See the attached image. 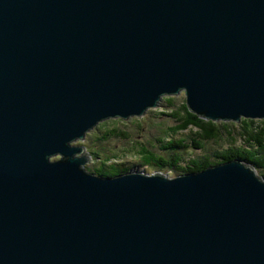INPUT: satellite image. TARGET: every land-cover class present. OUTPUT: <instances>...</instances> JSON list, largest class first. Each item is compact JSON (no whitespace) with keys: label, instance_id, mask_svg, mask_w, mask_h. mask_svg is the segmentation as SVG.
<instances>
[{"label":"water","instance_id":"water-1","mask_svg":"<svg viewBox=\"0 0 264 264\" xmlns=\"http://www.w3.org/2000/svg\"><path fill=\"white\" fill-rule=\"evenodd\" d=\"M181 88L264 119V0H0V264H264L250 165L110 178L72 144Z\"/></svg>","mask_w":264,"mask_h":264},{"label":"rangeland","instance_id":"rangeland-1","mask_svg":"<svg viewBox=\"0 0 264 264\" xmlns=\"http://www.w3.org/2000/svg\"><path fill=\"white\" fill-rule=\"evenodd\" d=\"M175 97V101L171 102L176 107L186 104V94L181 91L176 95H166L158 103L159 106L150 107L142 115H132L129 118L111 117L101 121L94 129H92L85 139H77L72 141L75 146H85V152L92 156V159L86 164L87 168H93L94 166H102L104 161H107V165L113 163H125L131 170L141 171L147 174L163 173L169 176H176L173 171L165 172L168 170L160 171L154 166L144 165L136 156L138 148L141 143L148 145L149 148L153 149L157 154L168 156V151L162 149L163 144L168 142L171 138L170 134L175 132L172 127H175L177 121L174 117L170 116L171 110L174 109L169 106L165 99L166 97ZM246 118V117H242ZM241 119V121H242ZM259 119H254L256 124H259ZM222 121H228L234 123L235 129L223 131V135L219 139H210L205 141V147L202 149L185 148L182 152L186 160L191 161L197 159L198 156H202L204 151L214 152L216 150L222 151L226 148L233 147H246L244 134L241 133L243 130L241 121L234 120H220L215 121L216 124ZM115 128V132L107 137L106 131ZM198 128L190 126L186 130L180 131L178 134H174L175 138H183L188 145V142L200 139L197 137ZM126 134V135H125ZM106 135V136H105ZM107 137V138H105ZM163 140H165L163 142ZM188 150V151H187ZM97 152V155L94 152ZM80 153H75L79 156ZM54 159L59 157L53 156ZM185 163L182 161V164ZM122 167V166H121ZM262 177H264L262 175Z\"/></svg>","mask_w":264,"mask_h":264},{"label":"trees","instance_id":"trees-1","mask_svg":"<svg viewBox=\"0 0 264 264\" xmlns=\"http://www.w3.org/2000/svg\"><path fill=\"white\" fill-rule=\"evenodd\" d=\"M169 106L174 109L169 113L170 116L174 117L177 121L173 130L178 134L182 130L188 129L190 126H195L198 128L197 137L200 139L193 140V142H188L186 144L185 139L175 138L176 134L173 132L170 134L171 138L169 141L164 143L162 149L168 151V156L157 154L153 149L149 148L148 145L141 143L140 148L136 156L144 165L154 166L160 171L168 170L165 172L173 171L176 175L185 173L200 172L209 166L215 164L223 163L235 158H241L248 163H251L257 167L259 173L264 176V119L258 121L259 124L255 123L252 118H243L241 121V126L243 130L242 134L247 135L245 137L244 145L246 147H233L226 148L222 151L216 150L214 152L204 151L202 156H198L197 159H192L190 162L185 161L182 152L185 148L202 149L205 147V141L208 139H219L223 135V131H228L235 129V124L228 121H222L216 124L215 121L207 120L196 113L192 112L187 102L181 106L176 107V105L171 102L175 101V97L164 98ZM115 128L106 131L107 137L113 136ZM105 135V136H106ZM126 135V134H125ZM105 137V138H107ZM165 140H163L164 142ZM188 151V150H187ZM95 155L97 152L93 151ZM182 161L185 162L182 164ZM122 166V167H121ZM125 163H113L112 165H107V161L102 163V166H94L93 168H88L93 173L113 176L117 173H123L129 170Z\"/></svg>","mask_w":264,"mask_h":264},{"label":"bare ground","instance_id":"bare-ground-1","mask_svg":"<svg viewBox=\"0 0 264 264\" xmlns=\"http://www.w3.org/2000/svg\"><path fill=\"white\" fill-rule=\"evenodd\" d=\"M182 89V88H181ZM181 91H184L185 92V94H186V91H185V89H182ZM180 91V92H181ZM179 92V93H180ZM178 93V94H179ZM164 95V94H163ZM167 95H176V94H167ZM164 96H166V95H164ZM163 96V97H164ZM162 97V98H163ZM161 98V99H162ZM161 101V100H160ZM159 101V102H160ZM186 102H187V95H186ZM187 105H188V103H187ZM151 107H154V106H151ZM188 107H189V105H188ZM150 107H148V109H149ZM147 109V110H148ZM189 109H190V107H189ZM146 110V111H147ZM191 110V109H190ZM145 111V112H146ZM192 111V110H191ZM145 112H143V114L145 113ZM193 112V111H192ZM195 113V112H194ZM197 114V113H196ZM142 115V114H141ZM197 115H199V114H197ZM130 116H132V115H130ZM129 116V117H130ZM200 117H202V118H204V119H207V120H212V121H214L213 119H208V118H206L204 115H199ZM115 117H119V116H115ZM129 117H127V118H129ZM242 117H244V116H242ZM109 118H111V117H109ZM106 119H108V118H106ZM106 119H104V120H106ZM228 119V118H227ZM103 121V120H102ZM235 121V120H234ZM101 121H98V122H96V124L95 125H93L91 128H88V130L87 131H84V137H82V138H79V139H85V137L87 136V134L92 130V129H94L99 123H100ZM84 147V152H85V146H83ZM83 152V153H84ZM84 154H86V153H84ZM86 155H88V154H86ZM53 156L55 157V156H57V157H59L58 159H60V152H57L55 155H52L51 157H50V159H49V162H53V161H55V160H57V159H54L53 158ZM90 158H89V161L92 159V156L91 155H88ZM235 159H240V160H242L243 162H244V164H247V165H250L252 168H253V170L254 171H257L258 172V175L261 177V178H263L264 179V177H262V175L259 173V170L257 169V167L255 166V165H253V164H251V163H248V162H246L245 160H243V159H241V158H235ZM233 160V159H232ZM89 161H87L86 162V164L89 162ZM230 161V160H229ZM226 162V161H225ZM225 162H223V163H225ZM223 163H219V164H223ZM86 164L84 165V167H85V169L88 171V172H91L90 170H88V168H87V166H86ZM219 164H215V165H219ZM214 166V165H213ZM210 167V166H209ZM139 172V171H134V170H131V169H129V170H127V171H125V172H123V173H117L116 175H113V176H104V175H99V174H96V173H94V174H96V175H98V176H103V177H110V178H114V177H117L118 175H121V174H124V173H128V172ZM91 173H93V172H91ZM139 173H144V172H139ZM194 173H197V172H194ZM144 174H147V173H144ZM185 174H187V173H185ZM147 175H163V176H168V177H171V176H169L168 174H163V173H153V174H147ZM177 176V175H176ZM173 177V176H172ZM175 177V176H174Z\"/></svg>","mask_w":264,"mask_h":264}]
</instances>
